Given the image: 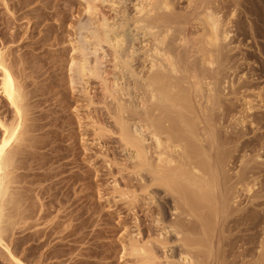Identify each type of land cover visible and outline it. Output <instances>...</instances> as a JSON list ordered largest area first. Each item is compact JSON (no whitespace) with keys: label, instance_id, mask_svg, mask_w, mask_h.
<instances>
[{"label":"bare ground","instance_id":"1","mask_svg":"<svg viewBox=\"0 0 264 264\" xmlns=\"http://www.w3.org/2000/svg\"><path fill=\"white\" fill-rule=\"evenodd\" d=\"M33 1L0 0L11 26ZM82 1L93 27L83 42L71 41L69 81L82 83L87 109L102 104L111 119L87 113L93 137L88 144L81 138L82 158L75 145L62 146L69 137L45 127L63 126L58 116L35 111L47 87L31 85L26 73L39 41L29 42L30 55L19 46L41 21L0 33V247L7 264L92 263L99 234L89 231V206L73 207L71 195L77 181L90 184L87 151L95 141L111 191L132 212L135 232L120 241L121 257L131 264H264V85L253 84L264 75V0ZM110 135L121 160L106 152ZM74 163L83 174L69 170ZM73 242L87 243L85 251L76 253Z\"/></svg>","mask_w":264,"mask_h":264},{"label":"rangeland","instance_id":"2","mask_svg":"<svg viewBox=\"0 0 264 264\" xmlns=\"http://www.w3.org/2000/svg\"><path fill=\"white\" fill-rule=\"evenodd\" d=\"M15 1H17V0H15ZM83 4H84V2L82 0H42L41 2L38 0L33 1V2L29 3L28 5H26V7L22 10L25 13H27V15H25V13H24L23 16L25 15V17H22L21 19H19V21L15 20L16 23L12 24V26L10 24V21H11L10 18H12V16H10L11 14L10 13L7 14L6 13L7 10L5 9V7L0 4V33L5 32L6 34L9 35V34L13 33L15 30L21 31L24 29L23 31H25L26 28L31 26V24L33 22H35L37 20L41 21V25H40V27H38L39 29L38 28L36 29L34 27H31L32 29L27 28L28 30L26 32V35H31V36L28 37L29 39H25L26 41L22 40L23 42H25L26 45L24 44L22 47L21 46H19L20 48L18 47L19 52L20 51L21 52L26 51L28 53L31 51L29 42L31 43L33 40L39 41L37 43V45L39 44L38 47L36 45L34 51L32 50V52H35V54L37 55L36 56L37 61L36 60L32 61V62H34V64L31 63L32 68H31V66L28 67L31 69L28 70V68H27L28 72L26 73V75L29 76L26 80L31 82V85H42V86L44 85L45 87H47L46 91H45L46 95L44 94L43 96L36 97V99H40L41 102L39 104L40 107H38V103H37V105H36L37 110L35 109V111H37V114L39 113V111H41L47 115L49 114L48 115L49 118L57 115L58 120L61 121V124H62V122L64 124L66 123L68 126H66V124L65 125L63 124V126H61V125L58 126V124L56 125L53 123H50V124L48 123L47 124L48 126L46 125L45 127H47V129H49V130L55 131L57 134L62 133L61 135L64 137H67V138L69 137V139H67L66 141H64L62 143L63 144L62 146L66 147V146H70V145H73V146L75 145V147L77 149L76 151H80V152L82 150V143H83L82 139L83 138L89 139V141H87V144H88V142L90 143V141L93 137L92 128H90V126H89L90 119L86 116L87 113L88 114L90 113L91 115L93 114V116H95L94 115V111H95V113L97 112L98 115H100V118H102V120L104 119V121L107 123L111 122V119L108 118V115H106V109L104 107H102L103 106L102 104L98 103L96 105L95 104L91 105V108H90V110L92 109L91 111L89 109H87V107L85 106L86 101L84 99V98H86V96L83 95L82 88H81L82 83H80V80L78 78H76V76H74L75 80L73 83H71L69 81L70 76L68 75L69 72L67 71V67H68L67 62H68V59L70 58V56L72 54H75V52L70 50L71 49V41L77 40L79 42H83L84 41V35L89 34V29L91 27H93V26H90L91 25L90 20H89L90 16L88 15V13L84 12V10H83ZM50 6H52V8H50ZM180 6H185V2L182 1ZM104 10H107V9L105 8ZM38 11L39 12L43 11V14L40 17H32ZM20 13L21 12L17 13V15H19ZM17 15H15V16H17ZM7 22H9V23H7ZM191 29L195 30L194 28H191ZM39 30H41V31H39ZM196 33H195V35H196ZM21 43L22 42H18L14 46L16 47L17 44L20 45ZM104 47H107V46L104 44ZM18 48L16 47L17 50H18ZM28 55H30V53H28ZM89 57H92V55H90ZM108 58H109V56L106 57V59H108ZM103 62L104 63L101 65V67H104V68H102V69H106V68H107V70L110 69V67H109L110 63H108L107 60H105ZM33 67L35 69L34 73L31 72V71H33ZM256 68L258 69V67H256ZM257 69H256V73L257 72H258V74L262 73V72H260L261 70L257 71ZM27 70H25V71H27ZM243 71L246 72L245 69ZM243 71H239L238 75H240ZM29 72H31V74H29ZM36 75H38V76H36ZM31 76H34V77H31ZM262 76H263V78H261L262 81H260V79H259V81H256V83H253L254 85H258L257 87L264 85L263 73H262ZM233 77H234V75H233ZM92 81L96 82L98 80L92 79L91 82ZM96 84H97V82L96 83L92 82L91 88L94 89V90L92 89V91L97 93V95H95L97 97L94 96L95 102L97 101V99H98L97 102H99V100H102V99H99V98H101V94H100V91L98 88L99 84H97V85ZM249 84H251V83H249ZM249 84H247V85H249ZM53 87L55 88L54 91H53ZM49 88H50V90H49ZM246 97L253 99L254 102L257 101V99L255 100V98H254L255 96L252 93H250L249 91L246 92ZM97 109L99 111H97ZM51 110H55L57 114L52 113ZM50 115H52V116H50ZM98 115L96 114V117H98ZM105 116H107V117H105ZM107 138L108 137H106V139ZM116 139H117L116 135H112V136L110 135L109 139H107V143H108L107 145H108L109 149L111 147V149L114 153L111 151V149L109 151H106V152H109L114 156L116 155L117 156L116 158L118 160H121L122 157H121V153H119V149L117 148L118 144L116 142ZM95 142L92 144L93 146L91 145V147L93 149L90 147L91 150L87 151V154H89V156H91V159L93 160V166H91V168H90L91 173H89L90 174L89 186L90 185L91 186L90 187L88 186L89 188L84 187L85 185H84L83 181H79V182L77 181L78 183L76 182V184H74V186H73V188L75 189L74 190L75 195L74 194L71 195V199L76 200V203L73 205V207H76V204L77 205L79 204L80 206L81 205L85 206L87 204V206H89L90 210H88L89 212L87 213V215L85 214V216H88V214H89V216L91 217L90 220L94 221L93 222L94 226L92 225L89 228L90 230L88 228H85L84 230H86V229L89 231L92 230L91 233L94 232V234H99V236H97L98 238H95V240H93V242L95 244L91 245V247L95 248V249L92 248L93 252L95 251V253L92 252L91 256H93V257L90 256L89 258L88 257H85V258H88L92 262L90 264H103V263L104 264H131L133 261L132 257H126V256L121 257L122 250L120 248L121 247L120 241L123 240V237H124V240H126L128 238V236L130 235L129 233L132 234L135 232L134 222H133V218L131 216L132 212H129L128 209L126 208L125 204L123 203V201H119L118 196L115 195L114 191H111L112 184L110 181H112V178L110 175H112V174L109 173L108 167L105 166L106 164H105L104 159H103L104 156L103 155L100 156V154L102 153L103 150L100 149L99 146ZM80 146H81V148H80ZM117 149H118V152H117ZM100 151H101V153H100ZM64 152H66V150ZM81 154H82V152L79 154V158L83 157V154L82 155ZM97 154H99V155H97ZM69 158H71V156H69ZM93 158L96 160H94ZM77 162H79V161L77 160ZM95 162H96V164H95ZM82 163L84 164V162H82ZM82 165L80 164L77 166L74 163V164L69 165L68 168L72 172H77V173L83 174L82 171L85 168L82 167ZM238 169H239L238 166L237 167L234 166V169H232V171H237ZM122 174H126V171L122 172ZM86 182H88V181H86ZM96 184H97V186H96ZM86 188H87V190H86ZM79 192H81V193H79ZM85 192H86V194L87 193L89 194L88 197H89L90 201L88 200L89 202H87V200L85 201L84 198H79L77 200L78 196L85 195ZM112 192L114 195L111 194ZM110 196H112V197L114 196V197L110 198ZM106 198H107V201H106ZM114 199H115V201H114ZM88 203H89V205H88ZM54 207L55 206H53L51 208L52 211H53V209L56 210L58 208V206L56 207V209ZM98 210L100 211V213ZM110 211H112V212H110ZM54 212L55 211H53L52 216L55 215ZM91 215L93 216V218ZM139 215H141V212L139 213ZM144 219H146L145 222L148 223L150 218L144 217ZM77 221H74V222H77ZM124 228H125V230H124ZM90 242H92V240ZM99 242H101V243H99ZM81 243L82 242H77V243L73 242L72 243L73 246L75 248H77V252L74 249V253L75 252L78 253L80 248H81L80 249L81 251L83 250L82 252L85 251L84 246L87 247L86 246L87 243H82V244ZM7 244H8V242H7ZM70 244H71V242H70ZM75 244H77V245H75ZM83 244H85V245H83ZM9 246H11V245H9ZM88 246L90 247V245H88ZM22 248H23V246H22ZM104 249H105V251L107 250L108 255H106V253L104 254V252H103ZM2 252L5 253V250L1 249V247H0V256H1L0 257V264L9 263V262H7L8 259L6 258L5 254H4V256H2L3 255ZM20 252H22V251L20 250ZM158 253H160V251H158ZM3 257L7 260H4ZM90 258H92V259H90ZM98 262H100V263H98Z\"/></svg>","mask_w":264,"mask_h":264}]
</instances>
